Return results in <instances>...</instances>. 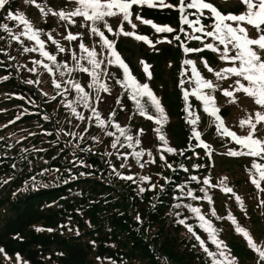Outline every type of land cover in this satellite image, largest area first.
<instances>
[{
  "label": "rangeland",
  "instance_id": "obj_1",
  "mask_svg": "<svg viewBox=\"0 0 264 264\" xmlns=\"http://www.w3.org/2000/svg\"><path fill=\"white\" fill-rule=\"evenodd\" d=\"M38 2L47 3L54 11H68L76 7V4L72 2V0H38ZM206 2L213 4L223 14H240L245 11V8L240 4L239 0H206ZM165 3L178 5L179 0H165ZM139 7L140 6H133L132 9V22L135 23L137 27L132 29L131 25L125 22L124 29L125 31H135L139 35L147 36L152 41V44L138 41L129 36L107 33L106 30L105 33L110 40L115 41L116 45L124 46L134 53V56L128 61L134 65V68L126 62L131 72L139 82L149 84L154 94L161 100L169 118L168 122L163 126V132L169 141V146L175 148L177 152H184V154L178 158L180 165H191L193 162L197 161L199 162V167H205L206 164L210 168L214 163L215 154L212 152L214 147L210 139V133L216 130L214 118L203 111V106L200 101H197L195 97H189V102L192 104L195 114L202 120L196 125V130L200 132L201 139L205 143L211 145V149L207 150L206 154V150L202 147H198L197 145L199 142L192 138V126L185 119L187 115L183 110L185 102L179 86L182 79H187V77L182 75V61L184 59L197 61V67L200 69L202 75L207 79L219 83L221 88H229L232 81H215L213 74L208 73L199 61L201 57L205 58L204 53L210 52L214 55L215 60H212V62L208 59L206 60L213 69L218 70L228 65L220 61L218 56L209 50L185 55L182 48L179 46L180 41L174 39L175 35H180L181 40L189 47L196 48L202 47V45L198 41L188 40L184 33L179 31L181 23L179 12L176 8H165L157 4L156 8L159 9L176 10V20L174 19L172 22L166 24L154 22L157 25L170 26L176 31L173 33H157L150 25H145L135 19V16L137 14L139 15ZM8 11L23 13L30 19L35 28L42 29L45 33H51L53 38L66 49L75 50L79 53L78 42L73 41L70 43L64 39L67 33L71 31L73 33H82V42L87 47H95L98 52L101 51L99 38L90 35L87 28L79 27V23L76 26L67 25L65 21H59L57 17L51 14L42 16L39 10L34 5L26 3V0H10V3L6 5L5 9L0 10V24H8L13 32H20L23 26L20 25L18 27V21L5 19ZM205 15L206 17H210L211 14L205 12ZM79 19L80 18H77L78 22ZM120 19V17L111 18L109 23L115 29L117 24L120 23ZM190 19H194V17H190ZM203 22L207 26H210L212 23L210 18H205ZM183 27L186 31H191L187 25H183ZM245 27H248L250 36L254 38L256 36L255 30L247 25H245ZM208 30H211V28L209 27ZM0 37H2L0 38V163H7L6 166L8 167V172L4 175L5 178L2 180V187L0 189L10 187L16 182L20 184L30 179H38L39 182L45 184H48L49 181L54 179L64 180V182L65 180L67 181L64 185L60 186L59 189L55 190L53 196L48 198L41 196L40 203H42V210L48 217H44L40 222L30 227V231L46 236L51 241L46 249H42L39 245H34V249L36 248L37 250V256L41 259V264H60L57 255L63 251L60 243L61 238L65 240L79 238L87 241L91 246V250L88 254V258L82 264H126L128 256L123 252H119L120 249L116 247L117 235L95 229L96 225L93 224L94 215L91 216L90 214L91 211L94 212L95 216L100 213L104 215L110 212L109 208H107L102 201H109V196L114 194V191L109 190L96 193V195L90 194L82 196L83 194L78 193L80 190L75 186L76 181L78 182L76 185H81L86 181H91L90 173L100 172L99 177L107 184L112 183L119 193V205H116L115 209L118 210L119 206L122 209L127 208L131 212L132 217L138 220L137 217L140 216L141 212H137L136 210L140 209V204L148 203L149 198L155 193L153 189H157L166 184V178L168 174H171L167 165L172 163L177 152H163L162 142L159 141L154 131L157 125H155L153 121L139 116L135 111L132 101L127 98V94L124 90L119 85L115 84L114 80L105 78V82L110 85L111 92L100 93V101H95L94 97L96 93L93 89H86L92 94L93 105L101 112L102 118H107L109 113L114 111L115 116L112 117V120L115 123H119L122 127L130 128L131 134L134 136L138 134V130L143 129L141 145L137 147L136 150L138 151L142 147L152 153V157H148L146 154L141 159V163L144 164L143 168L136 163L131 155H128L126 162L123 160L122 156L118 159V155L131 153L133 149L120 147V145H117V148L113 149L111 143L114 137L105 136L101 128L95 125L94 120L91 122L87 120H78L71 113L70 109L65 107L67 101L75 98V92L64 93V95H62L64 97L63 99H53L55 94L52 95L51 91L48 90L51 86H54L53 80L60 82L62 87L64 86L63 78L61 80L59 71L50 74L42 65L34 64L33 61L44 59L41 56L39 59L34 56V54L39 51L25 54L22 51L12 48V44L8 47L5 42L6 37L1 32ZM165 38L171 40L172 43H157L158 40H165ZM41 39L46 41V50L51 54L57 55L58 61L66 60L69 66L73 64L71 52L58 53L56 46L53 45L51 41H48L45 35L42 34ZM119 41L121 42L119 43ZM205 42H210V38H206ZM22 43L29 48L35 47L34 42L29 41L24 36ZM166 46L174 49L175 55L160 65L154 67L149 66V72L151 73V79H149L142 68L141 62L144 63V59L141 57L142 53L139 52L141 51L139 50L140 47L145 52H148L151 50H159L161 47ZM4 47H8L7 53L4 51ZM122 58L124 60V57ZM18 60L23 61V63L28 61V64H21L20 67H18L16 63ZM45 63L51 64L50 61L46 60ZM32 68H35L36 71H29V69ZM108 69H110L112 73H115L117 77L122 76V72L118 67L109 66ZM20 70H22V73L19 74ZM18 75H22L27 79L31 78L28 79V81L40 78L39 86L29 83L25 84L26 82L23 83L25 86H20L16 83ZM72 75L73 79L79 81L82 85H86L90 82V77L87 74L74 72ZM188 75L190 76L191 73L189 72ZM4 77H7V79H4ZM45 78L47 79L46 81ZM45 82L48 85V89L43 90L42 87H44ZM26 86L29 87L31 92L24 88ZM62 87L60 90H63ZM185 87L191 91L193 85L186 84ZM229 90L231 89L229 88ZM45 93L47 95H45ZM67 95L70 96L66 97ZM212 95L215 97L219 109H228L225 126L237 132L239 135H245L248 128H240L239 121L245 118L249 113H253L258 109L254 101L244 96L242 93L235 94V102H230L232 98L223 96L222 92L219 90L212 93ZM174 96H176V99H173ZM117 99L120 100V103L116 102ZM174 100L177 101L176 106L173 104ZM58 111L61 113H56ZM77 111L82 112L85 117L91 115L90 110L82 106H77ZM135 114L138 115V122L134 120V118H136ZM45 116H47L48 119H45ZM176 123L180 125L182 135L176 130ZM85 128H87L86 132ZM67 132H75L78 135L73 137L66 135L65 133ZM80 135L84 136L83 140L80 139ZM116 135H119V132ZM256 135L264 139V124L257 126ZM92 137H97V139L93 140ZM181 140H183L182 143ZM224 140L225 143L221 147L222 151L217 153L219 154L217 156L220 157H216V160H221V162L224 163L219 166V169L237 172L239 171V167L237 168L234 163H241L237 160H233L231 156L226 155V152L229 148L239 150V145L231 142L229 138H224ZM121 142L126 144L123 137H121ZM192 146H196L198 150L201 149L200 151H204L207 156L201 157V160L198 161V153L194 151ZM107 153H112V155H107ZM161 154L164 155V160L160 159ZM94 155L99 157V164L87 162L86 157ZM237 158H242L243 162L247 163H251L253 159L252 157L244 156ZM151 159H154L155 163H146V161ZM122 162L126 163V167H120ZM57 164L60 165L58 169L56 168ZM152 164H156V166L150 169ZM10 165H13V167H9ZM113 168L116 169V172L113 171ZM249 168L250 167L247 169ZM55 169H57L56 172ZM204 169L205 168H203L202 173H208V170ZM247 169L245 170L244 177L251 187L242 186L244 193L237 192L234 187L233 189L228 177H226L225 184L233 189L235 195L222 191L219 184L221 179L225 178L223 176L224 174H219V177L213 178V183L218 185V187L211 188L207 185H203L202 181L201 185L203 188L207 189L209 196H212L214 190L224 196V201L220 203L222 207L221 211L224 213L218 216L225 217L231 212L236 218L237 223L249 232L254 242L257 245H264L263 234L257 235L258 237H256L254 234L258 231H252L253 227L250 218L247 219L243 217L247 215L251 217V212L256 213L258 216L261 215V219L258 218V220L261 224L263 222L264 227V213L256 211L253 204L255 199L258 203L257 197H264V191L258 190L250 182ZM117 172L122 176L132 175L136 182L132 181L133 184L130 185L128 180L122 179L121 176L117 175ZM140 176L150 177V182H140ZM84 185H82L83 188H85ZM152 185H155V188H152ZM108 187L113 188L112 186ZM141 188H144L145 191L141 192ZM261 188H264V182H261ZM120 192L125 196L123 195L122 197ZM126 192H129V195H126ZM139 193H142L140 202L137 203V200H129L130 194ZM203 195L204 194L197 196L202 197ZM236 196L241 198L243 209H241L240 205L237 203ZM98 198H101L102 201ZM227 198L230 199V204ZM67 200L69 202H67ZM63 202L66 203L67 206H65ZM193 206L200 207L202 213L206 215V218L211 219L214 226L221 229L219 232V239H222L227 245V249L230 250L231 256L235 258V264H241L238 258L242 259V261L244 260V262L251 260L259 261L258 254L249 248L246 240L241 234L235 232L234 226L230 221L226 219L217 220L215 217H211L210 213L211 209H213L212 204L201 199L194 200ZM3 207L4 205L0 204V219H2L3 214L1 211ZM145 210H148L147 207ZM231 210H233V212ZM144 213L148 214V211H144ZM8 214L9 212L7 211L6 215ZM113 216L115 217L116 215L114 214ZM215 220L222 221V223L216 224ZM38 228L42 230L37 231ZM49 229H51V231H49ZM93 229H95V231L90 232V230ZM109 229H111L110 226L106 231H109ZM197 234L207 237V234L204 233L202 229H198ZM25 236H27V232ZM237 243L244 249H236L235 245ZM99 244L105 248V251L109 250L110 246H112L111 249L116 251H112V253L100 252ZM212 246L214 245L212 244ZM0 249H2V251H0V264H31L25 253L18 254L20 257L18 260L17 253L8 254L1 246ZM244 252L249 254L248 258H245ZM258 264H260V262H258Z\"/></svg>",
  "mask_w": 264,
  "mask_h": 264
},
{
  "label": "snow or ice",
  "instance_id": "obj_2",
  "mask_svg": "<svg viewBox=\"0 0 264 264\" xmlns=\"http://www.w3.org/2000/svg\"><path fill=\"white\" fill-rule=\"evenodd\" d=\"M76 4L74 9L65 11L58 10L54 11L47 3H40L38 0H26V3L34 5L42 16L51 14L58 18L59 21H65L67 25L76 26L79 23V27L87 28L90 35L98 37L101 45V51L98 52L95 47L89 48L82 42V33H73L69 31L64 37L65 40L70 43L73 41L78 42L79 53L75 50L66 49L57 40H55L51 33H45L42 29L35 28L23 13L8 11L5 19L18 21V27L22 25V30L19 33H13L12 29L9 28L8 24H0V29L7 32L13 40L20 41V37L24 36L29 41H33L35 47H25L24 52H36L39 51L43 60L33 61L36 65H42L43 68L50 74L55 71H59L60 76L71 77L72 73L80 72L87 74L90 77V82L86 85H82L75 79H68L63 81L64 85L62 92H58L59 95L64 93L75 92V98L67 101L65 107L69 108L71 113L80 121H93L95 125L101 129L111 126L115 128L119 135H116L113 131H107L105 134L109 137H114L111 147L113 149L120 147H127L133 149L131 153H124L118 155V159L123 157L126 162L128 155H131L136 163L143 168L144 164L141 163V159L147 154L148 157H152L151 151H147L144 148H140L138 151L137 147L141 145V135L143 129L138 130L137 135L131 134L130 128L122 127L119 123H115L112 117L115 116V112L111 111L107 118H102L101 112L93 105L92 94L86 89H93L96 93L95 101H100V93H110V85L105 82V78L114 80L115 84L119 85L124 92L127 94V98L132 101L136 113L146 118L149 121H153L157 127L154 129L159 141L162 142L163 152L176 153L177 150L169 146L164 132L163 126L168 122V115L161 103V100L154 94L149 84L141 83L133 75L129 65L123 60L119 52L117 51L114 40H110L105 33H112L114 35H123L133 37L138 41H143L148 44H152V41L145 35H139L135 31H125L124 23L131 25L132 29H135L137 25L132 22V9L133 6H147L149 8L156 7L159 4L165 8H176L179 12V19L181 27L179 31L184 33L188 40H194L200 42L202 47H189L181 40L180 35H175L174 39L180 41V47L182 48L185 55L190 53H201L205 50H209L218 56V59L225 62L228 66L220 68L218 70L213 69L209 62L201 57L199 63L203 65V68L208 73L213 74L215 81H227L231 80L232 83L229 88H221L219 83L213 80L207 79L202 75L200 69L197 67V61L192 59H184L182 61V75L187 79H182L179 83L181 88L182 97L185 102L184 112L187 114L185 119L192 126V138L198 141V147H202L207 150L211 149V145L205 143L201 139V134L196 130V125L200 121V117L195 114L192 104L189 102V97H195L197 101H200L203 106V111L209 116L214 118L216 133L224 138H229L231 142L239 145V150L229 148L226 155L231 157H252L251 167L247 169L249 174L250 182L260 191H264L261 188V182H264V139L259 138L256 135L257 126L264 124V0H239L240 4L245 8L240 14H223L213 4L206 2V0H179L178 5H172L165 3V0H72ZM10 3V0H0V10L5 9L6 5ZM194 10V11H189ZM205 10L211 15L206 17ZM120 17V23L117 24L114 29L109 23L111 18ZM194 17V19H190ZM79 19V22L77 20ZM210 18L212 23L210 26L204 24L203 20ZM135 19L145 25H150L157 33H173L176 30L170 26L157 25L152 20L144 19L140 15H136ZM183 25H187L191 31H186ZM250 26L255 30L256 36L253 38L249 34L248 27ZM211 30H208V28ZM199 33V34H197ZM45 35L48 41H51L56 46L58 53L71 52V59L73 64L69 66L68 62L58 61L57 55L51 54L46 50V41L41 39V35ZM2 38V37H0ZM206 38H210V42H205ZM172 43L171 40H158L157 43ZM22 43V41H21ZM154 46V45H153ZM50 61L51 64L45 63ZM144 73L151 79V73L149 72V66L141 62ZM109 66L118 67L122 76L117 77L115 73L109 72ZM187 66V67H185ZM29 71L35 72L36 69L32 68ZM191 73L189 76L188 73ZM7 79V77H4ZM27 83L32 84L34 81L29 80ZM39 83V81H35ZM191 84L193 87L189 91L185 85ZM53 85L56 89H61L62 84L53 80ZM70 86V87H68ZM221 91L225 97H230V102H235L236 93H242L244 96L251 98L254 104L258 106V109L253 113H249L245 118L240 119L239 127L248 128L245 135H239L237 132L231 130L225 126V122L219 115L220 109L217 107L216 99L212 93ZM45 95H47L45 93ZM55 99V97H53ZM117 103L120 100L117 99ZM77 106H82L90 110L91 115L85 117L82 112L77 111ZM48 119L47 116L44 117ZM87 128H85V132ZM66 135L76 137L78 134L75 132H67ZM121 137L124 138L125 143L121 142ZM80 139L83 140L84 136L80 135ZM96 140L97 137H92ZM159 151V149H158ZM183 155L184 152L179 153ZM112 155V153H107ZM161 160L165 157L163 154L160 156ZM122 162L120 167H126V163ZM146 163H155L154 159L146 161ZM167 167L171 168L169 164ZM183 167V165H181ZM199 167V166H195ZM116 172V169L113 168ZM188 171V169H184ZM118 176L122 179L131 180L136 182L132 175L122 176L117 172ZM150 177L140 176V182H150ZM227 178L221 179L219 187L225 193H232L233 189L225 184ZM167 180V178H166ZM191 181L201 183L196 176L190 177ZM203 185L209 187H218V185L212 183L211 178H204L202 180ZM179 190L184 192L186 185H179ZM155 188V185H152ZM141 192L145 191L144 188L140 189ZM204 195H194L193 191L189 189L185 195L193 200H205L209 204H212V197L208 195L206 188H200L199 190ZM236 201L243 209V202L239 196H236ZM264 205V200L261 201ZM176 208H180L181 204H176ZM184 208L188 209L195 218L199 221L196 226L202 229L207 234V240L211 244L215 245L216 251H210L206 246L205 239H202L197 231L194 229L192 224L186 223L185 219H180L178 223L184 225L187 231L195 238L199 243V247L207 254L211 259V264H235V258L231 256L230 250L227 249V245L222 239H219L218 229L214 226L211 219L206 218V215L202 213L200 207L193 206L192 204H184ZM211 217H215L217 220L226 219L231 222L234 226L236 233L241 234L246 240L250 249L258 254L260 264H264V245H257L249 232L237 223L236 218L231 212L225 217L217 215L216 210L211 209ZM177 215H180L177 213ZM42 229H37L41 231ZM51 231V229H49ZM2 251V249H0ZM17 259L20 257L17 254Z\"/></svg>",
  "mask_w": 264,
  "mask_h": 264
},
{
  "label": "trees",
  "instance_id": "obj_3",
  "mask_svg": "<svg viewBox=\"0 0 264 264\" xmlns=\"http://www.w3.org/2000/svg\"><path fill=\"white\" fill-rule=\"evenodd\" d=\"M175 12V9L164 10L156 7L149 8L147 6H140L138 8L139 15L144 19L152 20L153 22L160 24H166L172 22L174 19L176 20ZM0 32L6 37L5 42L7 43L8 47L12 44V48L24 52V48L26 46L21 43L23 36L20 37V41H16L13 40L11 36L2 29H0ZM120 42L121 41H119V43ZM8 47H4V51L6 53L8 52ZM116 48L119 54L124 57L126 62H128L129 59L134 56V53L124 46L117 44ZM139 50H141L139 52L142 53L141 57L144 59V64L152 67L166 62L169 58L175 55L174 49L167 46L161 47L159 50H151L148 52H145L141 47ZM24 53L29 54V52ZM34 56L39 59V52H36ZM204 57L211 62L212 60H215L214 55L210 52L204 53ZM16 63L17 66L20 67L21 64H28V61L23 63V61L18 60ZM128 63L132 67L134 66L130 62ZM108 71L112 72L110 69H108ZM20 73H22V70H20L19 74ZM62 78L63 81H66L70 78L73 79V75H71V77L67 75L61 77V80ZM28 79L22 75H18L16 78V83H18L20 86H25L23 83L26 82L25 84H28ZM32 80L34 81L32 84L39 86V83H35V81H39L40 78ZM46 80L47 79L45 78V81ZM65 86L67 85H64L62 88ZM24 88L31 92L28 86ZM42 89H48L46 82ZM48 90L51 91L52 95L55 94L54 97L56 99L59 100L64 98L62 95L58 94V92H62L63 90H58L54 86H51ZM69 96L70 95H67L66 97ZM173 99H176V96H174ZM173 104L176 106L177 101L174 100ZM56 113L61 112L58 111ZM220 113L224 116V118H227L228 109H220ZM135 117L136 118H134V120L138 122V115L135 114ZM175 128L178 133L182 135V129L178 123L175 124ZM101 131L105 136H107L105 134L107 131H113L116 134L118 133V131L111 126H107L106 128L101 129ZM214 131L215 132L212 131L210 133V139L214 147L212 152L215 153L213 165L210 168L206 164L205 167H195L199 166V162L195 161L191 165H183V167H181L180 161L178 159L181 156L179 154L181 151L177 152L175 154L174 160L170 164L172 167H167L169 171H171V174H168L167 180L165 181L166 184L157 189H153L155 193L151 198H149L148 203L140 204V209L136 210L137 212H141L140 216L137 217L138 220H135V218L132 217L131 212L127 208L122 209L119 206L118 210L115 209V206L119 205V193L114 188L112 183L107 184L102 178L99 177L100 172L90 173L91 181L89 182L86 181L81 185H76L78 183L76 181L75 186L80 190L78 193L83 194L82 196L90 194L96 195V193L106 192L109 190L114 191V194L109 196V201L107 200L103 202L101 198H98L104 205L107 206V208H109L110 212L104 215L100 213L95 216L94 212L91 211L90 214L91 216L94 215L93 224L96 225L95 229H99V231L105 233L117 235L116 247L117 249H120L119 252H123L128 256V261L126 264H211V259L199 247L198 241H196L195 238L187 231L184 225L178 223L180 219H185L186 223L192 224L196 231L199 229L196 227L198 225V221L195 216L190 213L188 209L183 207L184 204L193 205L194 200L185 195L189 189L193 191L194 195L203 194L199 191L200 188L203 187L201 183L191 181L190 177L196 176L199 181L210 177L213 183V178L219 177V174H224V177H228V180L232 184V188L234 187L237 192L244 193L242 186H250L247 179L244 177L245 170L248 167H251V163L243 162L242 158L232 157L233 160H237L241 163H234L237 168L239 167V171L234 172L233 170H220L219 166L224 163H222L221 160H216V157H220L217 156L219 155L217 153L222 151L221 147L225 143V140L216 133V130ZM182 141L183 140H181V143ZM192 148L198 153V161L201 160V157L203 158L207 156L204 151L201 152V149L198 150L196 146H192ZM86 160L92 164H99V157L96 155L87 156ZM6 164L7 163H0V188L2 187V180L5 178L4 175H6L8 172V167ZM155 166L156 164H152L150 169ZM9 167H13V165H10ZM56 168H60V165L57 164ZM185 168L188 169V171H184ZM203 168H205L204 170L207 169L208 173L203 174ZM57 169H55V172ZM65 182L67 181L65 180ZM65 182L64 180L54 179L49 181L48 184H45L43 182H39L38 179H30L29 181H23L20 184L16 182L13 185L10 184V187L0 189V204L4 205L1 211L3 214L2 219H0V246L6 253H25L31 264H41V259L37 256V250L36 248L34 249V245H39L42 247V249H46L51 241L46 236L30 231V227L40 222L44 217H48V215L44 214L42 210V203H40L41 196H45L47 198L53 196L55 190L59 189V187L64 185ZM128 182L130 185L133 184L132 181L128 180ZM182 184L186 185L184 192H181L178 187ZM82 185H84L85 188H83ZM107 185L112 186L113 188L108 187ZM121 194L123 197L124 194ZM125 194L129 195V192H126ZM130 195L131 196L129 200H137V203L140 202L142 193ZM211 197L212 205L216 210L217 215L223 214L224 212L222 213L221 211L222 207L220 203L224 201V196L218 191L214 190ZM229 200L230 199L227 198V201ZM257 200L258 203L256 202V199L253 202L255 210L259 213H264V205L261 204V201L264 200V197H257ZM67 202L69 201L67 200ZM176 204H181V207L176 208ZM64 205L67 206L66 203H64ZM146 207L148 210H145ZM7 211L9 212L8 215H6ZM144 211H148V214H145ZM231 211L233 212V210ZM177 213L180 215H177ZM114 214L116 215L115 217L113 216ZM243 217L247 219L250 218V222H252L253 227L252 231H258L254 234L256 237H258L257 235L262 234L264 236L263 222L261 224L258 220V218L261 219V215L258 216L256 213L251 212V217L250 215ZM215 223L219 224L222 223V221L215 220ZM108 225L111 227V229L106 231V229L109 228ZM95 229L90 230V232L95 231ZM26 232L27 236H25ZM201 238L205 239L206 246L210 251H216L215 245L212 246L211 242L207 240V237L201 236ZM60 243L63 250L57 255V259L60 264H82L88 258V254L91 250V246L87 243V241L81 240L79 238H72L69 240L61 238ZM98 246L100 252L104 251V253H112V251H116L111 249L112 246H110L109 250L107 251H105V248H103L101 244ZM235 248L238 250L244 249L239 243L235 245ZM244 254L245 258L249 257L247 252H244ZM238 259L241 264H258L259 262L253 260H245L246 262H244V260L242 261V259Z\"/></svg>",
  "mask_w": 264,
  "mask_h": 264
}]
</instances>
